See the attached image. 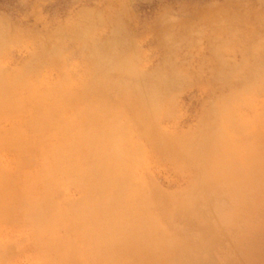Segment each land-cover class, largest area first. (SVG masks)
Masks as SVG:
<instances>
[{
	"label": "clouds",
	"instance_id": "clouds-1",
	"mask_svg": "<svg viewBox=\"0 0 264 264\" xmlns=\"http://www.w3.org/2000/svg\"><path fill=\"white\" fill-rule=\"evenodd\" d=\"M0 264H264V0H0Z\"/></svg>",
	"mask_w": 264,
	"mask_h": 264
}]
</instances>
